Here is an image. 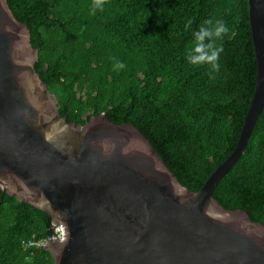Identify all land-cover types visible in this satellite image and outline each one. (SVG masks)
<instances>
[{
  "label": "trees",
  "instance_id": "1",
  "mask_svg": "<svg viewBox=\"0 0 264 264\" xmlns=\"http://www.w3.org/2000/svg\"><path fill=\"white\" fill-rule=\"evenodd\" d=\"M39 50L35 65L68 123L104 113L134 125L178 181L198 192L237 146L257 80L248 0H8ZM222 20L214 63L185 59L192 32ZM191 21V24H189ZM117 61L125 64L115 68ZM214 198L264 226V110L244 156ZM51 217L0 190V264H54L29 241L50 235Z\"/></svg>",
  "mask_w": 264,
  "mask_h": 264
},
{
  "label": "water",
  "instance_id": "2",
  "mask_svg": "<svg viewBox=\"0 0 264 264\" xmlns=\"http://www.w3.org/2000/svg\"><path fill=\"white\" fill-rule=\"evenodd\" d=\"M257 80L232 154L198 192L132 124L68 123L35 65L39 50L0 0V190L64 225L54 264H264V226L214 198L264 110V0H248Z\"/></svg>",
  "mask_w": 264,
  "mask_h": 264
},
{
  "label": "clouds",
  "instance_id": "3",
  "mask_svg": "<svg viewBox=\"0 0 264 264\" xmlns=\"http://www.w3.org/2000/svg\"><path fill=\"white\" fill-rule=\"evenodd\" d=\"M103 8V0H93L91 5V14L95 15L97 9ZM191 24V21H189ZM228 32L227 25L222 20H217L213 24L212 20L204 21L196 30L192 32L193 43L191 48L187 51L185 59L190 65L198 66L204 63H214L218 60L221 47H216V40L223 37ZM125 64L117 61L115 68L122 69Z\"/></svg>",
  "mask_w": 264,
  "mask_h": 264
},
{
  "label": "built area",
  "instance_id": "4",
  "mask_svg": "<svg viewBox=\"0 0 264 264\" xmlns=\"http://www.w3.org/2000/svg\"><path fill=\"white\" fill-rule=\"evenodd\" d=\"M50 230V235L44 239V240H38V241H29L25 243L27 247H45L46 244L50 241H60L63 242L66 240V230L64 228V225H54L52 224Z\"/></svg>",
  "mask_w": 264,
  "mask_h": 264
}]
</instances>
